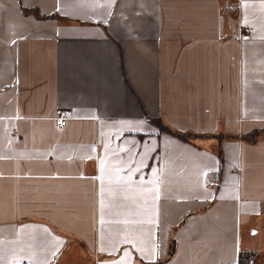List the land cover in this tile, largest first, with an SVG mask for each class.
Here are the masks:
<instances>
[{
  "label": "crops",
  "instance_id": "obj_1",
  "mask_svg": "<svg viewBox=\"0 0 264 264\" xmlns=\"http://www.w3.org/2000/svg\"><path fill=\"white\" fill-rule=\"evenodd\" d=\"M247 3L0 0V264H149L153 240V264H264V136L246 139L264 129V7ZM101 167L142 168L103 225ZM140 175L162 182L151 208Z\"/></svg>",
  "mask_w": 264,
  "mask_h": 264
},
{
  "label": "snow or ice",
  "instance_id": "obj_2",
  "mask_svg": "<svg viewBox=\"0 0 264 264\" xmlns=\"http://www.w3.org/2000/svg\"><path fill=\"white\" fill-rule=\"evenodd\" d=\"M240 6L242 8H248L249 5L247 3V0H240ZM24 7L28 8L29 10L38 7V5H33L32 3H28L26 5H24ZM261 7H264V0H261ZM57 11H62L61 9H57ZM243 23H248L247 20H243ZM59 34V33H58ZM247 39V38H245ZM13 43H15V40H13ZM129 124H132V122H126ZM147 124L146 121H139L136 124H132L131 127H129V131H136V132H140L142 130H144L145 125ZM147 132L148 134L151 135H157L160 136L162 135V133L159 132V130L157 128L151 127L150 125L147 128ZM132 143H139V142H132ZM155 143V141L152 140H145L143 141V146L147 149L149 147V145ZM226 150L228 149H233L235 146L233 145H225ZM93 151H95V148L92 149ZM152 154L155 153V149L151 150ZM90 158V157H89ZM157 160H159V157L156 158ZM123 169H116L114 174H110L107 172V170L104 167L100 168V174L97 175L94 179L95 181L99 182V191H98V195L100 197L99 200V211L101 213V218L99 223L101 225H103L105 223L104 217H103V213L105 211V208L108 207V205L105 204L104 201V197L105 195H109V196H113L116 192V190H118L120 188V186L122 185V183L125 182H133L131 181V177L134 174H138L141 173L142 168L141 167H136V168H132L129 167L127 169V178L124 176L119 175L120 172H122ZM212 171H214L213 166H208V171L204 172L203 175L206 178L210 179L209 173H211ZM153 173L157 172V169H153L152 170ZM83 178V177H81ZM140 183L141 185H148V187H146V192L145 194L150 198L145 200L144 202V207L145 208H151L155 205H157V203L160 201L161 196H162V190H161V186L160 184L162 182H156L154 180H148L147 182L145 181V177L143 175H140L139 177ZM159 180V178L157 177V181ZM134 183V182H133ZM154 185V186H153ZM204 193H205V197L209 198L211 197V193L208 191L207 188L204 189ZM197 199L199 197H196ZM125 199H127L125 197ZM133 203H135V201H133ZM155 211V210H154ZM158 212H155V214L153 216H151L148 220L146 221H141V220H133V219H124V220H119L116 221L117 223H122L125 225H129V224H135V223H146L148 225H152L153 229L155 228V226L157 224L160 223V220L158 219ZM155 234V232H154ZM124 243H130L132 241L129 240V238L126 236L124 241ZM133 247H136V244L133 242ZM166 246L163 244L162 240H153L152 241V246L150 248L149 251H145L144 249H139L141 256L143 257L144 260H147L149 262V264H153V262L157 261L158 259H160L165 251ZM101 252L104 251L103 248L100 249ZM56 252H53L52 255L53 257L56 255ZM125 256H127V252L125 253ZM111 264H125L124 260H113L111 262Z\"/></svg>",
  "mask_w": 264,
  "mask_h": 264
},
{
  "label": "trees",
  "instance_id": "obj_3",
  "mask_svg": "<svg viewBox=\"0 0 264 264\" xmlns=\"http://www.w3.org/2000/svg\"><path fill=\"white\" fill-rule=\"evenodd\" d=\"M35 11H33L34 13ZM36 13V12H35ZM38 15V14H37ZM36 15V16H37ZM150 121L154 122L155 124L159 123L157 119H150ZM162 129H165L167 131H170L173 135H175L177 138L182 139V140H188L189 138L197 136L196 134H192L189 132H176V131H171L169 130L166 126H159ZM264 136V129L256 130L254 131L250 136L246 137L249 141H256L258 137ZM247 259V257H244L243 254L239 255V263L244 262Z\"/></svg>",
  "mask_w": 264,
  "mask_h": 264
},
{
  "label": "built area",
  "instance_id": "obj_4",
  "mask_svg": "<svg viewBox=\"0 0 264 264\" xmlns=\"http://www.w3.org/2000/svg\"><path fill=\"white\" fill-rule=\"evenodd\" d=\"M228 10H233L235 9V6L233 5H228L227 6ZM70 118V115L68 114L67 111L60 109V108H55L52 112V115L50 117L51 122L53 126L57 129L62 128L65 124V122ZM21 264H29L28 262H21Z\"/></svg>",
  "mask_w": 264,
  "mask_h": 264
}]
</instances>
